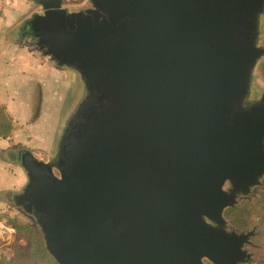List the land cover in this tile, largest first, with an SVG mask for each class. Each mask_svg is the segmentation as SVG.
<instances>
[{"label":"water","instance_id":"obj_1","mask_svg":"<svg viewBox=\"0 0 264 264\" xmlns=\"http://www.w3.org/2000/svg\"><path fill=\"white\" fill-rule=\"evenodd\" d=\"M90 3L47 0L24 22L84 84L55 156L19 151L16 201L47 251L59 264H253L255 231L229 230L225 211L263 185L264 92L246 101L264 0Z\"/></svg>","mask_w":264,"mask_h":264},{"label":"rangeland","instance_id":"obj_2","mask_svg":"<svg viewBox=\"0 0 264 264\" xmlns=\"http://www.w3.org/2000/svg\"><path fill=\"white\" fill-rule=\"evenodd\" d=\"M26 1H30L32 7L29 6L22 19L16 21L15 24L8 29L7 36L8 38L19 41L23 46H26L24 51L27 57H30V63L33 69L35 66L37 68L46 66L47 73H40V75L37 76L38 81L36 84H33L34 86H27L26 91L20 89L14 96H10L9 94L0 95V105L6 107V113H8L14 123V131L10 135L8 148H0V264H10L11 260L16 257L18 253L22 252L23 254L29 247V240L18 233L15 224H13V220H16V222L20 224H32L36 226L42 235L45 245L43 233L35 216L28 213L24 207L16 201V195L24 191L29 181L27 172L19 161V151L21 149H29L32 151L31 149L33 148L35 152H39V155L44 157L46 155L50 157L51 152H56L52 143L54 141H60L67 122L74 113L84 93V84L80 73L75 69L64 66L61 68L65 69L71 76L70 78L62 77L63 74L61 75L59 72L54 71V68H51L60 66L39 48L36 43L37 39L21 30L24 22L32 17L33 14L44 12L42 2L47 0ZM81 2L82 1L78 4L81 5ZM90 6V0H86L83 5L80 7L78 6L77 9L80 10ZM4 34L5 33L2 32L1 35ZM258 45L264 46V15L260 20ZM263 64L264 55L260 58L254 69L251 92L246 104L257 101L264 92V77L261 73ZM29 91L32 93V96L28 94ZM41 95L43 110L41 109V112L37 115V107ZM1 143L4 142L1 140ZM50 143L52 144V148L49 146ZM30 146L31 148H29ZM55 172L58 174V170H55ZM228 188L229 184L227 183L225 189ZM261 188L262 186L253 188L250 195L240 196L238 202V205L241 203H251L252 205L259 204L257 208L259 213L251 217L252 227L256 231V236L251 238V245L245 246V249L253 256V264H264V203L259 202ZM229 209L231 208L225 211V217L228 220V229L238 232L248 231L238 230L232 225L227 215ZM47 253L50 255L48 251ZM205 261L207 264H210L207 262L208 260ZM39 263L44 264L43 261H39Z\"/></svg>","mask_w":264,"mask_h":264},{"label":"crops","instance_id":"obj_3","mask_svg":"<svg viewBox=\"0 0 264 264\" xmlns=\"http://www.w3.org/2000/svg\"><path fill=\"white\" fill-rule=\"evenodd\" d=\"M62 6L69 9L70 11L78 10L77 7L82 6L86 0H61ZM81 2V5L78 3ZM77 2V3H76ZM30 4V5H29ZM29 6L32 7V3L26 0H14V3L0 12V95H10L14 96L16 92L20 89L26 91V87L36 84L37 76L40 73L46 74L47 67H36L33 69L30 57H27L23 46L19 41L12 38H8V29L11 28L16 21H20L22 17L26 14ZM4 32V35H1ZM23 48V49H22ZM54 68L59 74H63L62 77L70 78V74L61 67H51ZM56 74V73H55ZM54 74V75H55ZM46 77V76H45ZM34 86V85H33ZM29 88V87H28ZM32 96V93H29ZM43 110V106L41 108ZM14 131V130H13ZM9 139L3 138L0 135V148H8ZM1 140L4 143H1ZM53 148L57 151L58 142H53ZM52 144L49 146L52 148ZM56 146V147H55ZM31 148V146L29 147ZM35 156L44 161H49L53 158L56 152H51V158L39 155V152H35L33 148L31 149Z\"/></svg>","mask_w":264,"mask_h":264},{"label":"trees","instance_id":"obj_4","mask_svg":"<svg viewBox=\"0 0 264 264\" xmlns=\"http://www.w3.org/2000/svg\"><path fill=\"white\" fill-rule=\"evenodd\" d=\"M261 73L264 77V64L261 67ZM6 107L0 105V135L3 138H8L13 130L14 123L9 117ZM260 203H264V183L260 191ZM259 204L252 205L251 203H241L234 208L227 211V215L232 222V225L238 230H254L252 227L251 217L259 213ZM254 210V211H253ZM13 224L18 230L20 235H23L29 240V247L23 254L18 253L14 257L10 264H40L39 261H43L44 264H59L57 263L46 251L43 243L42 235L38 228L32 224H20L13 220ZM256 233V231H255ZM256 234L254 235V237Z\"/></svg>","mask_w":264,"mask_h":264},{"label":"built area","instance_id":"obj_5","mask_svg":"<svg viewBox=\"0 0 264 264\" xmlns=\"http://www.w3.org/2000/svg\"><path fill=\"white\" fill-rule=\"evenodd\" d=\"M14 3V0H0V12L10 7Z\"/></svg>","mask_w":264,"mask_h":264},{"label":"flooded vegetation","instance_id":"obj_6","mask_svg":"<svg viewBox=\"0 0 264 264\" xmlns=\"http://www.w3.org/2000/svg\"><path fill=\"white\" fill-rule=\"evenodd\" d=\"M26 28H28V27H26L25 25H23V27H22V29L21 30H23L25 33H27L28 34V32H29V29H26ZM248 231H252V230H248ZM254 235H255V233L253 234V235H251L250 236V243L249 244H247V245H251L252 244V241H251V238L252 237H254ZM208 263H210L209 261H207ZM210 264H212V263H210Z\"/></svg>","mask_w":264,"mask_h":264}]
</instances>
